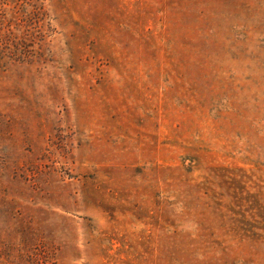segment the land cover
I'll use <instances>...</instances> for the list:
<instances>
[{
    "label": "rangeland",
    "instance_id": "1",
    "mask_svg": "<svg viewBox=\"0 0 264 264\" xmlns=\"http://www.w3.org/2000/svg\"><path fill=\"white\" fill-rule=\"evenodd\" d=\"M0 264H264V0H0Z\"/></svg>",
    "mask_w": 264,
    "mask_h": 264
}]
</instances>
